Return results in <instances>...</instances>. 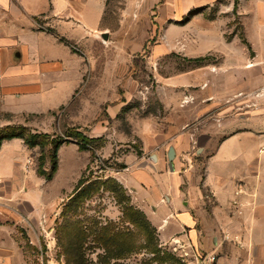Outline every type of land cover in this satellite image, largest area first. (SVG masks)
<instances>
[{
	"label": "rangeland",
	"instance_id": "obj_1",
	"mask_svg": "<svg viewBox=\"0 0 264 264\" xmlns=\"http://www.w3.org/2000/svg\"><path fill=\"white\" fill-rule=\"evenodd\" d=\"M163 1L105 0L104 35L72 43L93 67L71 98L46 113L0 110V136L39 135L34 146L19 137L0 145L13 152L0 154V228L12 234L13 264H198L213 249L196 209L180 205L192 214L189 226L175 211L156 225L157 206L119 173L171 170L172 147L177 171L199 186L204 147L240 133L264 150V0H168L167 9ZM168 130L188 135L156 133ZM82 136L88 149L79 147ZM52 142L59 145L47 178ZM128 207L152 227L149 245Z\"/></svg>",
	"mask_w": 264,
	"mask_h": 264
},
{
	"label": "crops",
	"instance_id": "obj_2",
	"mask_svg": "<svg viewBox=\"0 0 264 264\" xmlns=\"http://www.w3.org/2000/svg\"><path fill=\"white\" fill-rule=\"evenodd\" d=\"M168 3L164 0L158 6L167 9ZM104 14L105 0H0V110L46 113L65 104L81 85L88 58L93 62L92 56L75 52L72 43L94 39V31L104 35ZM170 130L156 133L160 139L188 135ZM259 144L258 139L232 133L213 149L204 147L208 153L199 186L190 173L177 171L176 159L171 170L154 164L146 173L132 170L129 178L121 172L119 180L137 195L145 192V202L149 199L157 206L156 225L164 214L175 211L189 226L192 214L180 205L196 209L201 232L213 237L214 247L206 254L214 255L211 264H264V158L260 155L264 150H258ZM3 147L0 154H10ZM187 176V186L181 187ZM205 198L212 202L208 208ZM193 231L186 235L191 237ZM14 247L9 229L0 228V264H13Z\"/></svg>",
	"mask_w": 264,
	"mask_h": 264
},
{
	"label": "trees",
	"instance_id": "obj_3",
	"mask_svg": "<svg viewBox=\"0 0 264 264\" xmlns=\"http://www.w3.org/2000/svg\"><path fill=\"white\" fill-rule=\"evenodd\" d=\"M69 135L72 136V134H69ZM16 137L22 138L23 141L25 142V144L30 145V146H34V145L39 143L38 140H36V138H38L39 135L31 134V133L30 134H25L24 131L21 130V131L16 132V133L11 132L9 134L1 135L0 136V144H1V141L3 139H11V138H16ZM82 138H83V141L79 143V147L81 149H88L87 145L84 143L85 139H84L83 136H82ZM58 145H59L58 142H56V143L52 142V147H51V149H52V153H51V157H52L51 172L46 175L47 178L51 177L52 172L55 169V166H56V149H57ZM38 172L40 174H44L40 170H38ZM84 182H85L84 178L79 179L78 180V187H81ZM77 193H75L73 195V197L76 196ZM126 209H127V212H125L126 216L128 214L133 221H136V219H137V221L138 220L141 221V225L143 227V234H144V236L146 238L147 244L149 245L150 242H151V239H152V234H151L152 233V227L149 225V223L147 221H145L144 214L141 211L137 210V209L135 210V209H132V208H129V207L126 208ZM142 227H141V229H142ZM103 229H105V228H103ZM153 246H155V244L153 245V243H152L151 247H153Z\"/></svg>",
	"mask_w": 264,
	"mask_h": 264
},
{
	"label": "built area",
	"instance_id": "obj_4",
	"mask_svg": "<svg viewBox=\"0 0 264 264\" xmlns=\"http://www.w3.org/2000/svg\"><path fill=\"white\" fill-rule=\"evenodd\" d=\"M194 256H196V259H197V263H198V258L201 259L202 257L201 256H198L197 254H194ZM214 260V255H205L204 256V259L201 260L200 263L198 264H211L212 261Z\"/></svg>",
	"mask_w": 264,
	"mask_h": 264
},
{
	"label": "water",
	"instance_id": "obj_5",
	"mask_svg": "<svg viewBox=\"0 0 264 264\" xmlns=\"http://www.w3.org/2000/svg\"><path fill=\"white\" fill-rule=\"evenodd\" d=\"M167 155H168V159H169V166L172 169V162H171V160H172L173 155H174V151H173V148L172 147H169L168 152H167Z\"/></svg>",
	"mask_w": 264,
	"mask_h": 264
}]
</instances>
